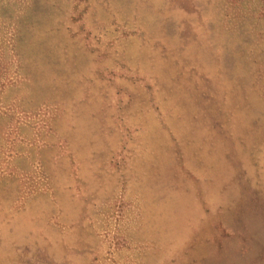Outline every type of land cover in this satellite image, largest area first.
<instances>
[{"label": "rangeland", "instance_id": "obj_1", "mask_svg": "<svg viewBox=\"0 0 264 264\" xmlns=\"http://www.w3.org/2000/svg\"><path fill=\"white\" fill-rule=\"evenodd\" d=\"M0 264H264V0H0Z\"/></svg>", "mask_w": 264, "mask_h": 264}]
</instances>
